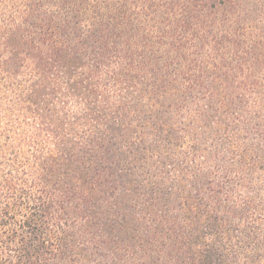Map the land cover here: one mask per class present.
Returning a JSON list of instances; mask_svg holds the SVG:
<instances>
[{"label": "trees", "instance_id": "1", "mask_svg": "<svg viewBox=\"0 0 264 264\" xmlns=\"http://www.w3.org/2000/svg\"><path fill=\"white\" fill-rule=\"evenodd\" d=\"M202 1L0 0V73L32 123L13 139L26 164L15 155L0 181V264H264L256 203L233 199L230 171L156 156L178 142L171 111L195 102L221 136L218 82L264 76V0H215L240 17L229 44H212L233 60L215 58L225 81L194 45L209 38Z\"/></svg>", "mask_w": 264, "mask_h": 264}, {"label": "rangeland", "instance_id": "2", "mask_svg": "<svg viewBox=\"0 0 264 264\" xmlns=\"http://www.w3.org/2000/svg\"><path fill=\"white\" fill-rule=\"evenodd\" d=\"M197 1L203 6L202 9L206 7V4L202 0ZM232 10L235 15L230 16L228 5L213 0L208 6L207 11H203L207 15L205 18L210 23L208 25L210 31L209 38L201 32L196 39V43H194V45L197 44L200 55L205 58L202 61L207 69L221 77L224 81V75L227 72L225 66L228 65L222 66L216 63L215 58L218 59L217 62L224 60L225 63H230V65L233 60L230 59V54L225 49L221 50L220 47L218 48L220 52L216 56L212 51V49L214 50V45L212 44H215L216 41L219 42L218 39L220 38L229 44V37L231 36L230 38L232 39L233 33L238 28L237 22L240 21V17L236 15L237 11L233 8ZM256 19L259 20L256 22V27L264 28V21L263 23L261 22V17L257 16L255 17ZM197 29L194 28L193 31ZM208 41H211V44ZM205 42L207 43L206 45ZM249 47H254L253 50H250V53H252L259 48L258 42L253 43V46L249 45ZM260 47L263 53L261 60L264 62V39L261 40ZM253 63L254 68L256 66L254 60ZM233 76H235L233 79L237 81V87L243 91L231 92L235 91L237 87H233L229 83L225 85L218 82V86L216 87L222 93V96L218 94V106L222 102H225V111L222 117L229 124V130L221 136L208 135V132L211 133L217 130L216 123L213 122L214 119H210L209 123L204 120H194L195 102L189 103L187 107L183 105L178 109V116L174 112L176 109L171 111L178 120L174 126L178 142L176 144L166 143V154H156V156L158 159H165V156L175 155L174 157L184 160L188 167L194 170L199 169L214 172L220 178L223 177L221 172L226 173L228 169L231 176L227 181L235 189L233 199L242 202L250 198L253 203H256L257 212L253 216L252 222H256L255 238L258 237L259 244H261V247H264V140H262L264 139V103L262 102V96H264V89H262L264 86V76L261 71L256 72L253 80H245V82H243L241 75L239 77ZM10 82L5 75L0 73V181L9 175L13 159L15 162V155H21L19 161L26 164L24 162L27 157L26 154L22 155L19 142L13 141V139L22 132L30 131L32 124L24 117L22 110L18 107L17 103L20 94L10 90ZM206 110L209 113L215 112V110L213 111L210 108H206ZM192 125L198 132H205L206 136L205 140L200 143L201 150L198 152L194 150L197 138H195L196 135L191 130ZM8 135H11V139L8 138ZM245 154L249 162L251 161L253 164L243 161L242 156L244 155L245 157ZM260 157H262V160ZM242 181L249 183L248 189L239 188ZM230 197L232 198V193ZM258 253L259 257L263 254L260 250ZM230 254L233 257H237L240 263H245V255L242 252L231 251Z\"/></svg>", "mask_w": 264, "mask_h": 264}]
</instances>
